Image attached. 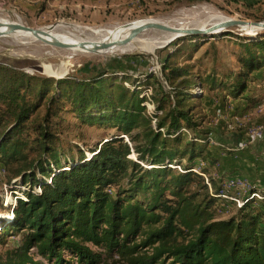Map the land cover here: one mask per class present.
<instances>
[{"label": "trees", "instance_id": "16d2710c", "mask_svg": "<svg viewBox=\"0 0 264 264\" xmlns=\"http://www.w3.org/2000/svg\"><path fill=\"white\" fill-rule=\"evenodd\" d=\"M210 38L173 40L162 80L90 70L54 78L0 62V163L8 185L20 178L27 187L0 219V245L21 234L0 264H264V200L245 198L234 215L219 216L218 185L206 175L218 158L195 116L198 86L246 107L264 97L250 92L264 88L254 74L264 73V35L238 37L239 68L221 77L191 71ZM70 113L117 133L64 151ZM198 159L208 164L195 171Z\"/></svg>", "mask_w": 264, "mask_h": 264}, {"label": "rangeland", "instance_id": "374dc122", "mask_svg": "<svg viewBox=\"0 0 264 264\" xmlns=\"http://www.w3.org/2000/svg\"><path fill=\"white\" fill-rule=\"evenodd\" d=\"M146 18L157 19L170 26L188 28L208 26L221 21L219 19L264 21V0H199L194 2L189 0H0V19L2 20L30 27L53 26V29L57 27V32H62L75 39L79 37V41L87 42L100 40L101 35L95 33V29L110 34L113 29L122 26L123 23ZM222 32L231 35L226 34L225 38L221 36ZM259 35H264V29L253 30L237 25L211 34L210 40L199 46L194 53L190 61L193 64L191 71L201 76L213 72L219 77L231 71H237L239 68L237 55L240 47L236 40L238 37L251 38ZM136 38L140 41H155L156 48L148 51L142 47L141 42L137 41L135 44L131 40L110 52L72 51L56 47L47 41L11 33L0 35V62L11 64L29 74L49 77L57 76L59 73L61 74L58 76L61 78L64 76L83 77L90 70V72H124L133 77L151 72L162 80L161 60L167 51L173 49L174 45L171 43L176 38L168 41L171 38L168 32L155 29H147ZM162 83L167 89L165 82L162 81ZM151 84L155 87L158 85L156 82ZM254 85H251L250 92L254 90V94L261 97L264 88L257 89ZM200 88L201 92L197 95H201V99L198 100L195 108V116L202 121V126L210 131L212 140L218 141L213 137V127L219 123L217 120L224 119L222 122L225 125V120L238 123L239 127L237 126L233 131V136L236 138L241 137L243 131L252 122L260 120L261 115L254 109L258 104L264 105V97L249 107L245 106V99L241 98L243 100L241 105L236 107L235 99L225 91H211L207 89V86H200ZM144 93L148 96L150 91ZM238 99L240 101V98ZM145 107L146 113L152 114L154 104L146 100ZM67 118L72 126L68 132V139L64 141L66 143L63 145L64 151L68 150L69 145L75 143L86 149L92 148L103 138L117 133V130L112 127L76 122L71 113L67 115ZM209 148L214 153L217 146L209 143ZM217 150L220 151L219 148ZM229 152L238 153L239 151ZM131 157L133 158L134 154L133 156L131 154ZM218 162L216 161L213 166L209 167V174L206 175L215 178L219 186L220 176L236 174L232 171L221 170ZM196 163L197 166L201 164L200 167H203L207 166L208 161L198 159ZM260 163L264 165L263 160ZM248 176L246 178L250 179L253 175ZM6 179L4 166L0 163V219L9 216V205H13L15 196H22V191L27 188L20 178H16V182L9 185ZM253 181L256 180L253 179ZM260 181L258 179V184ZM258 203L256 201L253 205L256 206ZM237 210L238 208L232 207L228 214L221 215L218 211L217 213L220 217L227 218L234 215ZM20 238L21 234L8 237L6 243L0 245V257H5L7 251L17 247ZM35 258L40 259L38 256Z\"/></svg>", "mask_w": 264, "mask_h": 264}, {"label": "built area", "instance_id": "2783aa9c", "mask_svg": "<svg viewBox=\"0 0 264 264\" xmlns=\"http://www.w3.org/2000/svg\"><path fill=\"white\" fill-rule=\"evenodd\" d=\"M197 91L198 93L201 92V88L196 87V92ZM254 110L261 115V118L259 121L252 122L251 125L243 131V135L235 142L233 148L235 151H245L264 138V105L258 104ZM237 126L239 127L238 123L233 120L226 121L225 127L230 132L235 131ZM214 142L215 141L212 140L210 135V143ZM201 164L203 163L201 162ZM200 166H197L194 170H200ZM202 175L205 177L206 181H208L203 173ZM219 179L220 184L216 195L219 199L217 211L221 215L228 214L232 207H241L245 198H253L255 202L264 199V188L260 187L257 181H253L240 175L220 176ZM209 189L210 192H212L211 187H209Z\"/></svg>", "mask_w": 264, "mask_h": 264}, {"label": "crops", "instance_id": "0c3cea01", "mask_svg": "<svg viewBox=\"0 0 264 264\" xmlns=\"http://www.w3.org/2000/svg\"><path fill=\"white\" fill-rule=\"evenodd\" d=\"M254 74L264 85L263 73L255 72ZM238 100L239 99L234 100L236 107L241 105V99L240 101ZM222 120L224 119L217 120L219 123H216L217 125L213 127V137L218 140L215 141L214 144L220 149V151H218L217 148H214V155L218 158L220 167H224L228 172L232 171L233 174L240 176L246 177L251 174L253 176H251L252 178L250 177V179H255L257 182L258 179H260L259 186L264 188V165L260 163L261 160L264 161V138L245 151H239L238 153L229 152L235 151L233 150L235 142L240 137H234L233 132H226L227 129ZM226 150H228V152Z\"/></svg>", "mask_w": 264, "mask_h": 264}, {"label": "water", "instance_id": "95a60500", "mask_svg": "<svg viewBox=\"0 0 264 264\" xmlns=\"http://www.w3.org/2000/svg\"><path fill=\"white\" fill-rule=\"evenodd\" d=\"M248 23L249 22H247L246 20L225 19L222 21H217V22L211 23L208 26L188 28V27L170 26V25H167V24H165V23H163L157 19H147V20L140 22V23H137V24H134V21H129V22L123 23V27H129L130 28L128 30L127 34L122 38L115 39L112 43H110L109 45H107L105 47H102V48L96 50V49H89L87 47V44H85V43L78 42L75 45H77L79 48H82L86 51L93 52V53L104 52V51L108 50L110 47H113L116 45H125L126 43L135 39L140 33H142L143 31H145L147 29H155V30H161V31L168 32L169 34H171V38L168 41H171L177 37H180V36L186 35V34H203V35L216 34L218 32H221L222 30L226 29L229 26L247 25ZM251 25L263 29L264 28V21H251ZM21 26H22L21 27L22 29L29 31L32 34H36L39 36H51V37L55 38L54 40L57 39L56 37L52 36V33H51V31L53 30V26L46 27V28L30 27V26H26L24 24ZM0 33L2 34L3 32H0ZM62 44L65 47L69 46L68 44H64L63 42H62ZM53 45H58V43L53 42ZM154 48H156V46ZM50 76H52V75H50ZM54 77L60 78V76H54ZM130 157H131V155H130Z\"/></svg>", "mask_w": 264, "mask_h": 264}, {"label": "bare ground", "instance_id": "6f19581e", "mask_svg": "<svg viewBox=\"0 0 264 264\" xmlns=\"http://www.w3.org/2000/svg\"><path fill=\"white\" fill-rule=\"evenodd\" d=\"M147 19H149V18L141 19V20H136V21H134V24L143 22V21H145ZM219 20L222 21V19H219ZM247 22H249V21H247ZM21 25L22 24H19V23H9L7 20L0 19V32H3L2 34L0 33V35H7V34H11L12 33V34H18V35H21V36H24V37H31L33 39L36 38V39H40V40H43V41H47V42H49L52 45H53V42H56V43H58V45H54V46L60 47V48H65V49H71L72 51H86V50H84L82 48H79L77 45H75L78 42L87 44V47L89 49H96V50L97 49H100L102 47H105V46L109 45L115 39H119V38L124 37L127 34L128 30L130 29L129 27H123V25H122V26L117 27L116 29H113L110 34L104 32L103 30L95 29L94 32L95 33H99L101 35L100 40L87 42V41H79V37L77 39H75V38H73L71 36H68L66 34H63L62 32L59 33V32L56 31L57 27H55L51 31V33H52V36H54V37L57 38L56 39L57 41H56V40H54L55 38H53L51 36H39V35H36V34H32L31 32H29V31H27L25 29H22L21 28L22 27ZM237 26H243L244 28H250V29H253V30H260V29H262V28H259V27H256V26L251 25V22H249L247 25H237ZM249 33H251V32H249ZM137 41L138 42H141L142 47L145 48L148 51H152L154 49V47L156 46L154 44L155 41L154 42L140 41L139 38H135L131 42L137 44ZM62 42L64 44H68L69 46L65 47L62 44ZM118 46L119 45L110 47L108 50H106L104 52H110L113 49L117 48ZM59 74H61V73H59ZM59 74H57V76Z\"/></svg>", "mask_w": 264, "mask_h": 264}]
</instances>
